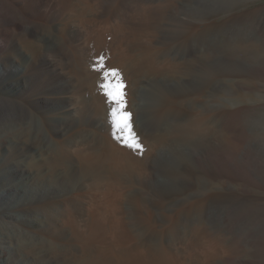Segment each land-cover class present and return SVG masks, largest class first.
<instances>
[{"label": "rangeland", "instance_id": "1", "mask_svg": "<svg viewBox=\"0 0 264 264\" xmlns=\"http://www.w3.org/2000/svg\"><path fill=\"white\" fill-rule=\"evenodd\" d=\"M106 2L107 11L101 7L102 3L96 6L93 1L79 5H84L80 7L82 11L96 21L103 20L106 13L116 20L136 19L143 10L148 19L145 25H140L142 28L138 26L142 31L132 29L135 40L128 46L131 58L112 61L107 66L102 57L91 69L75 68L79 76L77 86L90 88L94 83L101 87L99 92L93 91L86 98L98 97L97 104L101 100L103 107L99 110L95 107L93 116L97 113L105 124L100 132L78 134L76 142L81 146L99 147L103 143L109 146L105 133L119 134L124 137L128 155L137 160L120 177L122 195L116 201L113 215L122 217L135 245H142L147 236L153 237L150 239L152 244L161 237V231H150L136 220L135 214L147 210L153 219L162 221L164 216L166 222L167 208L152 198L143 204L140 197L142 200L136 203L132 196L140 187L141 177L149 173L147 159L156 153L163 155L170 151L171 156L166 159L170 158L173 165L182 167L189 162L195 168L192 171L195 175L190 176L191 194L193 200L199 202L192 210L191 231L204 226L220 233L223 237L221 248L230 258L240 259V264H264V0ZM117 82L125 85L126 111L131 113L132 129L142 145L139 150L129 146L133 141L128 130L122 131L113 120L112 109L117 105L107 95L106 86ZM137 101L141 107L135 110ZM9 109L12 117L23 116L21 106L11 104ZM234 110L237 112L231 115ZM19 135L42 148H55L62 168L66 170L61 172L62 175L70 174L73 169L78 173V161L70 151L63 150L53 141L48 128ZM229 135L234 136L233 139H229ZM205 150L220 157L207 161L199 159ZM114 157L113 152L107 154L111 173L117 172L112 165ZM224 163L235 170V176L207 175L209 169H225ZM102 167L99 164L97 168L104 173ZM159 174L172 176L165 167ZM182 178V174H173L171 182L176 189ZM105 190L104 181L95 182L81 196L80 204L93 203L100 210V199ZM204 200L211 201L205 206ZM203 216L208 223L201 218ZM14 225L9 224L7 229L16 232H12L16 236H24L26 231ZM191 231L175 238L171 234L168 242L175 252L182 251V254L178 253L180 256L185 252L192 253L189 256L195 258L192 264H207L202 259L204 249L202 252L201 249L209 237H198ZM73 246L62 243L53 248L68 257L79 247ZM220 261L218 263L222 264Z\"/></svg>", "mask_w": 264, "mask_h": 264}, {"label": "bare ground", "instance_id": "2", "mask_svg": "<svg viewBox=\"0 0 264 264\" xmlns=\"http://www.w3.org/2000/svg\"><path fill=\"white\" fill-rule=\"evenodd\" d=\"M92 1L96 6L102 3L107 11L106 1L111 0H0V264H192V253L185 252L187 258L185 254L180 256L182 251H174L168 236L175 238L191 231L192 210L199 202L191 194L194 167L189 162L176 167L170 158L166 159L170 151L147 159L149 173L141 177L132 200L139 203L143 199L145 204L152 198L167 208V221L164 216L162 221L153 219L147 210L135 214L150 231L162 233L153 244V237L147 236L142 245H135L122 217L113 215L122 195L120 177L137 163L125 150L124 137L106 132L109 146H81L76 142L78 134L100 132L105 124L97 113L93 116L95 107H103L101 100L97 104L98 97L86 98L101 87L94 83L90 88L77 86L75 68L91 69L102 57L107 66L131 58L128 46L135 40L132 29L140 31L148 20L143 10L136 19L116 20L106 13L103 20L96 21L82 11L84 5H79ZM120 2L116 0V4ZM11 104L22 107V117H12ZM140 107L137 101L134 109ZM42 128H48L53 141L72 153L78 161V173L73 169L62 175L65 169L55 148H42L19 135ZM109 152L115 154L112 165L117 172H110ZM211 153L205 150L199 159L220 157ZM99 164L104 173L99 172ZM223 165L226 168L222 170H206L207 175L235 176V170ZM162 167L172 176L182 174L179 188L173 186L172 176L159 174ZM99 180L106 183L100 210L93 203L80 204L87 188ZM201 218L207 222L204 216ZM9 224L22 227L25 235H14L16 232L7 229ZM191 232L209 237L208 241L203 238L201 249L207 264H219V259L222 264H240V259L230 258L221 248L220 233L204 226ZM62 243L79 247L64 257L53 248Z\"/></svg>", "mask_w": 264, "mask_h": 264}, {"label": "snow or ice", "instance_id": "3", "mask_svg": "<svg viewBox=\"0 0 264 264\" xmlns=\"http://www.w3.org/2000/svg\"><path fill=\"white\" fill-rule=\"evenodd\" d=\"M113 74L115 75V70H113ZM106 87H108L107 95L117 105V107H114L112 109V116L114 123L122 131H124L125 129L128 130V134L132 137V141H133L131 144H129V146L139 150L142 147V145L137 140L135 133L132 129L131 121H130L131 113L126 111L124 83L117 82L114 85L106 86ZM125 143L126 144L129 143L127 138L125 139Z\"/></svg>", "mask_w": 264, "mask_h": 264}]
</instances>
